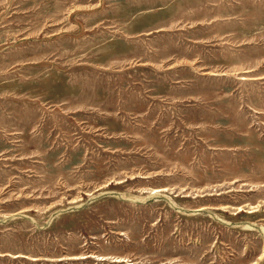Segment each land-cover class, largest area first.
<instances>
[{
  "label": "rangeland",
  "instance_id": "obj_1",
  "mask_svg": "<svg viewBox=\"0 0 264 264\" xmlns=\"http://www.w3.org/2000/svg\"><path fill=\"white\" fill-rule=\"evenodd\" d=\"M0 264H264V0H0Z\"/></svg>",
  "mask_w": 264,
  "mask_h": 264
}]
</instances>
